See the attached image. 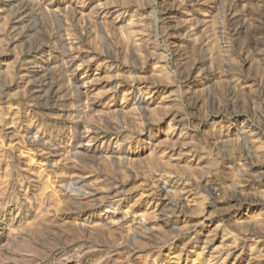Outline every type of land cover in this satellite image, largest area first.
Returning <instances> with one entry per match:
<instances>
[{
    "label": "rangeland",
    "instance_id": "obj_1",
    "mask_svg": "<svg viewBox=\"0 0 264 264\" xmlns=\"http://www.w3.org/2000/svg\"><path fill=\"white\" fill-rule=\"evenodd\" d=\"M0 264H264V0H0Z\"/></svg>",
    "mask_w": 264,
    "mask_h": 264
}]
</instances>
